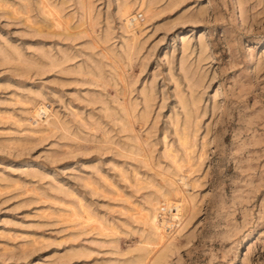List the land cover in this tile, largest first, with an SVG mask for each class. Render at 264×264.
Returning <instances> with one entry per match:
<instances>
[{
	"label": "rangeland",
	"instance_id": "1",
	"mask_svg": "<svg viewBox=\"0 0 264 264\" xmlns=\"http://www.w3.org/2000/svg\"><path fill=\"white\" fill-rule=\"evenodd\" d=\"M0 264H264V0H0Z\"/></svg>",
	"mask_w": 264,
	"mask_h": 264
},
{
	"label": "bare ground",
	"instance_id": "2",
	"mask_svg": "<svg viewBox=\"0 0 264 264\" xmlns=\"http://www.w3.org/2000/svg\"><path fill=\"white\" fill-rule=\"evenodd\" d=\"M125 9H124V11H123V9H122V11H123V17H124V19H125V23H126V25L127 26H129V25H131L132 24V21H131V19H136L137 17H136V15H131V16H129V8L126 6V7H124ZM122 13V12H121ZM124 23V24H125ZM135 23V22H134ZM46 111V109L44 108V106H38V108H37V110H36V115H40V112H45ZM175 192V191H174ZM181 192V191H180ZM176 194H177V192H175ZM163 199H164V206L162 207L163 209H167L169 212H170V215H171V217H172V219L174 218V219H180L181 217H182V211H183V208H182V205H181V203L178 201V200H172V199H170L169 197H167V196H163ZM183 201V200H182ZM179 213H181L180 215H179ZM169 218H170V216H169ZM162 221V220H161ZM181 221H182V219H181ZM151 222H152V224L155 226V228H158V226L156 225V215L155 214H153L152 215V217H151ZM161 223V222H160ZM164 224H165V222H164V220L162 221V223H161V227H163L164 226ZM170 226V225H169ZM161 230V229H160ZM159 230V231H160ZM162 231H160V233H161ZM162 234V233H161ZM162 238H164L165 236L163 235H160ZM165 239V238H164ZM166 240V239H165Z\"/></svg>",
	"mask_w": 264,
	"mask_h": 264
}]
</instances>
